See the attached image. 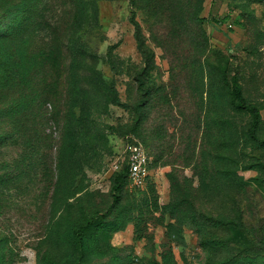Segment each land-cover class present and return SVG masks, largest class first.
I'll use <instances>...</instances> for the list:
<instances>
[{
	"label": "rangeland",
	"instance_id": "374dc122",
	"mask_svg": "<svg viewBox=\"0 0 264 264\" xmlns=\"http://www.w3.org/2000/svg\"><path fill=\"white\" fill-rule=\"evenodd\" d=\"M74 1L0 0V264H264V0H88L85 100L64 43ZM43 48L28 81L8 76L7 55ZM132 141L150 174L125 175L114 204Z\"/></svg>",
	"mask_w": 264,
	"mask_h": 264
},
{
	"label": "trees",
	"instance_id": "16d2710c",
	"mask_svg": "<svg viewBox=\"0 0 264 264\" xmlns=\"http://www.w3.org/2000/svg\"><path fill=\"white\" fill-rule=\"evenodd\" d=\"M90 1L88 0H75V19L73 21L72 29L65 35L64 43H66L67 47L69 48V52L71 53V70H70V82L72 87V93L73 97H79L83 98V100L86 99V95L83 93V88L80 85V75L78 74V61L77 58L86 56L94 57L93 53L90 52L89 47L87 46L82 30L84 28L85 22L87 21L85 19L86 16V7L87 4ZM93 5V3L91 4ZM29 7L25 9V11H20L16 14V23L20 22V20H25L27 18V14L30 13ZM231 17V14L228 13L223 17H214L212 18L211 22L215 26H219V24L227 22V20ZM59 23V20L55 21ZM234 22L237 24L240 23V19L237 17L234 19ZM19 27L16 28L17 30ZM52 32L54 34L53 41L60 40V36L52 28ZM58 45V44H56ZM40 53L31 52V55L27 58L26 56L19 57L18 54H9L4 58V64H7L12 60L14 62V67L12 72L8 73V76H10L13 80H17L21 84L23 81H28V77L31 74V70H34L36 67V62L40 61L41 59H47L48 53L45 52V49L39 51ZM19 57V58H18ZM6 70V68H5ZM6 76H3L5 78ZM0 75V79H3ZM107 86H105L106 88ZM104 88V89H105ZM106 96V93L103 94ZM231 95L233 99V103L236 106V108L247 111L251 114L252 120L249 127V135L251 138L255 140H260L258 136V128L260 124V118H261V112L260 108L248 101L247 97L245 96L242 83L240 80V73L238 71H235L231 76ZM76 99V98H75ZM78 100V99H77ZM109 102V101H106ZM90 115H92L91 112L86 113L85 110H83L79 116L78 125L81 126V133L84 134L85 131H88V128L84 126L80 121H83L84 118H89ZM77 117V115L74 113V118ZM262 142L264 143V139H262ZM125 175H128V165L126 162L123 163L122 168L117 171V173L114 176V184H113V201L114 204L120 203L122 200V190H123V179ZM99 217V215H95L93 217V220H96Z\"/></svg>",
	"mask_w": 264,
	"mask_h": 264
},
{
	"label": "built area",
	"instance_id": "2783aa9c",
	"mask_svg": "<svg viewBox=\"0 0 264 264\" xmlns=\"http://www.w3.org/2000/svg\"><path fill=\"white\" fill-rule=\"evenodd\" d=\"M123 162L128 165V177L137 186L147 183L150 174V157L140 141L127 143Z\"/></svg>",
	"mask_w": 264,
	"mask_h": 264
}]
</instances>
